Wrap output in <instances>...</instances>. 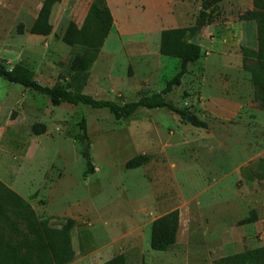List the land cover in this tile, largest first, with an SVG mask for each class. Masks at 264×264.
<instances>
[{
  "label": "rangeland",
  "instance_id": "obj_1",
  "mask_svg": "<svg viewBox=\"0 0 264 264\" xmlns=\"http://www.w3.org/2000/svg\"><path fill=\"white\" fill-rule=\"evenodd\" d=\"M101 1L113 24L82 92L122 105L161 91L179 61L158 54L160 33L197 28L205 0H61L46 37L26 32L43 0H0V62L22 64L44 86H67L77 48L61 37ZM251 10L253 0H207L208 21L198 35L207 54L167 96L204 129L163 109L115 121L107 110L54 107L0 79V182L29 204L38 222L55 229L75 222L70 264H102L117 255L126 264H225L231 255L264 249V111L238 58L239 47L256 49L254 22L240 18ZM219 42L231 47L227 64L213 50ZM81 119L94 166L86 177L77 144ZM34 125L44 132L35 134ZM138 155L148 160L126 169ZM174 210L176 242L153 251L150 223ZM9 217L0 215L6 234Z\"/></svg>",
  "mask_w": 264,
  "mask_h": 264
},
{
  "label": "trees",
  "instance_id": "obj_2",
  "mask_svg": "<svg viewBox=\"0 0 264 264\" xmlns=\"http://www.w3.org/2000/svg\"><path fill=\"white\" fill-rule=\"evenodd\" d=\"M61 0H43L40 9L27 29L32 36L46 37L52 32L49 22L51 11ZM212 4L222 0H209ZM240 18L255 24L256 49L240 48L243 69L249 72L255 89V100L264 111V0H253V10L244 12ZM208 21L207 14L200 11L197 23L201 26ZM113 19L109 9L102 4L90 6L82 24L77 26L69 22L61 37V42L69 48H77L70 62L72 72L67 86L55 84L47 87L34 78L33 72L22 64L7 67L0 62V79L9 84L18 85L39 95L45 96L51 105L88 106L94 110H107L115 121L127 120L140 109H163L177 115L182 121L189 116L185 109L175 106L167 99L172 90L181 84L188 67L204 57L201 47L186 40V34H193L196 26L185 29L163 30L159 36L158 54L179 61L178 72L166 83L164 88L154 94L143 96L135 102L122 105L110 100L94 99L82 92L89 70L96 61L106 38L109 35ZM17 33L23 34L22 25ZM192 125L206 128V124L194 118ZM81 135L77 140L81 156L85 163L84 177L94 173L86 133L85 120L79 122ZM37 135L44 132L43 126L34 125ZM148 160L147 156L138 155L126 162V169H135ZM9 213L12 218L5 221L9 234L0 226V264H70L74 257L71 245V231L75 226L72 219H67L58 229L50 228L44 222H38L29 204L0 182V215ZM179 230L177 210L167 213L150 223L148 243L153 251H165L176 242ZM225 264H264V249L249 250L226 257ZM102 264H126L123 255H117Z\"/></svg>",
  "mask_w": 264,
  "mask_h": 264
},
{
  "label": "crops",
  "instance_id": "obj_3",
  "mask_svg": "<svg viewBox=\"0 0 264 264\" xmlns=\"http://www.w3.org/2000/svg\"><path fill=\"white\" fill-rule=\"evenodd\" d=\"M219 45L218 46H215V47H213L214 49L213 50H215V51H217V52H219L220 53V57L225 61V63L227 64V62H228V55H229V50H231V47H230V45H228V44H226V43H222V42H219L218 43ZM240 48L241 47H239V51H240ZM245 48H248V47H245ZM250 49V48H249ZM219 50V51H218ZM241 53V52H240ZM205 54H207V53H205ZM232 56H234V55H232ZM238 58L240 59V62L242 63V60H241V54L240 55H238Z\"/></svg>",
  "mask_w": 264,
  "mask_h": 264
},
{
  "label": "water",
  "instance_id": "obj_4",
  "mask_svg": "<svg viewBox=\"0 0 264 264\" xmlns=\"http://www.w3.org/2000/svg\"><path fill=\"white\" fill-rule=\"evenodd\" d=\"M207 9V0H205L204 6L202 7V11H205ZM199 30H200V24L197 25V28L193 34L192 39L189 41L190 44L198 46L199 45V40H198V35H199ZM194 120V117L187 116L185 118L186 123H191Z\"/></svg>",
  "mask_w": 264,
  "mask_h": 264
}]
</instances>
